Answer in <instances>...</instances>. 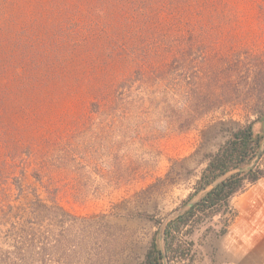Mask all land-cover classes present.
Masks as SVG:
<instances>
[{
	"label": "rangeland",
	"instance_id": "rangeland-1",
	"mask_svg": "<svg viewBox=\"0 0 264 264\" xmlns=\"http://www.w3.org/2000/svg\"><path fill=\"white\" fill-rule=\"evenodd\" d=\"M109 1L116 0H0V182L11 196V208H0V252L29 255L14 263L142 264L152 235L194 191L210 156L254 118L243 105L226 106L174 131L182 113L174 74L165 82L160 68L141 82L121 57L160 45V27L129 24L131 11ZM233 2L221 8L234 11L232 35L264 53V0ZM122 79L131 96L106 100L120 97ZM258 163L264 168V155ZM34 175L59 194L58 204L43 200L42 221L30 223L33 189L45 196ZM231 216L194 215L174 264H220L217 241ZM24 230L30 247L21 243Z\"/></svg>",
	"mask_w": 264,
	"mask_h": 264
},
{
	"label": "trees",
	"instance_id": "trees-1",
	"mask_svg": "<svg viewBox=\"0 0 264 264\" xmlns=\"http://www.w3.org/2000/svg\"><path fill=\"white\" fill-rule=\"evenodd\" d=\"M232 4L233 0H116L106 4L113 10L131 11L127 20L129 24H138L144 19L145 22L159 25L158 35L163 41L160 45L147 43L144 48L143 45L136 46L131 53L132 59L129 54H122L121 57L123 70H138L141 82L152 78L160 68L165 71L160 72L164 73L165 82H168V74H174L176 102L182 105L178 108L182 113L177 117L174 131H187L208 113L226 106L235 108L243 105L247 115L254 116L230 131L227 141L208 159L194 191L186 197L181 207L217 178L249 164L262 141L264 53H257L237 43L231 33V27L235 26L234 11L221 9ZM165 14L167 17H163ZM116 84L115 91L120 97L113 96L106 100L124 103L131 96H126L130 86L126 79L116 81ZM93 105L97 106L96 103ZM25 175L26 170L22 168L15 178L19 182ZM263 177L264 168H260L259 163L249 170L233 172L204 191L192 207L168 221L163 232L168 264L182 258L183 231L194 215L229 210V201L235 194ZM34 178L45 196L42 199L37 189H33L28 210L30 223L37 218L42 221L46 209L43 200L58 204L59 194V189L43 185L39 175H34ZM10 198L4 183L0 182V208L4 213L6 208H11ZM58 209L63 210L61 207ZM31 236L30 231L24 230L21 243H29L30 247ZM17 249L20 250L21 246ZM11 254L10 251H1L0 264H18L13 260L21 263L29 258L27 253L16 252L14 257ZM142 264H163L157 231L152 235Z\"/></svg>",
	"mask_w": 264,
	"mask_h": 264
},
{
	"label": "crops",
	"instance_id": "crops-1",
	"mask_svg": "<svg viewBox=\"0 0 264 264\" xmlns=\"http://www.w3.org/2000/svg\"><path fill=\"white\" fill-rule=\"evenodd\" d=\"M232 218L217 241L220 264H264V177L229 201Z\"/></svg>",
	"mask_w": 264,
	"mask_h": 264
},
{
	"label": "water",
	"instance_id": "water-1",
	"mask_svg": "<svg viewBox=\"0 0 264 264\" xmlns=\"http://www.w3.org/2000/svg\"><path fill=\"white\" fill-rule=\"evenodd\" d=\"M262 133H263V136H262V141H261L260 147H259L258 151L256 152L255 156L253 157V159L251 160V162L249 164L242 166V167H238L232 171L227 172L223 176L217 178L208 187H206V189H204L203 191H200L189 202H187L185 205H183L182 207H180L178 210H176L174 213H172L171 215H169L167 217L166 221L161 225V227L159 229V233H158L159 248H160L163 264H168L165 249H164V244H163V235H164L163 232H164V228H165V225L167 224V222L172 220L173 218L179 216L180 214H182L186 210H188L190 207H192L198 201V199L201 197V195L204 191H207L210 188H212L214 185H216L218 182H220L223 178H225L229 174L236 172V171L249 170V169L253 168L255 165H257L259 160L261 159L263 153H264V117L262 120Z\"/></svg>",
	"mask_w": 264,
	"mask_h": 264
}]
</instances>
